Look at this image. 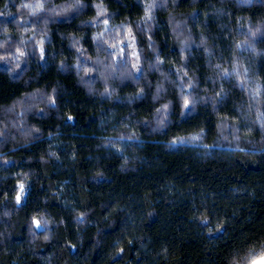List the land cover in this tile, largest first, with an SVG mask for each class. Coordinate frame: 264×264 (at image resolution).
Segmentation results:
<instances>
[{
  "label": "clouds",
  "instance_id": "9594fccd",
  "mask_svg": "<svg viewBox=\"0 0 264 264\" xmlns=\"http://www.w3.org/2000/svg\"><path fill=\"white\" fill-rule=\"evenodd\" d=\"M0 80V264H264V0H0Z\"/></svg>",
  "mask_w": 264,
  "mask_h": 264
},
{
  "label": "trees",
  "instance_id": "16d2710c",
  "mask_svg": "<svg viewBox=\"0 0 264 264\" xmlns=\"http://www.w3.org/2000/svg\"><path fill=\"white\" fill-rule=\"evenodd\" d=\"M67 82L71 84V81ZM18 90L16 85L0 80V101L4 100L6 97H10ZM70 99H82V97H70ZM88 114L91 115L90 112ZM83 119L86 121L87 117ZM84 143L90 142L85 141ZM161 163V167L145 168L141 173L131 178L117 176L114 178V183L110 187L125 195L132 193L137 195L150 194L153 192V185L157 184V179L155 178L163 177L168 169L176 172L178 169L189 165L188 161H181L176 157H162Z\"/></svg>",
  "mask_w": 264,
  "mask_h": 264
}]
</instances>
